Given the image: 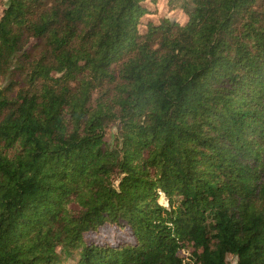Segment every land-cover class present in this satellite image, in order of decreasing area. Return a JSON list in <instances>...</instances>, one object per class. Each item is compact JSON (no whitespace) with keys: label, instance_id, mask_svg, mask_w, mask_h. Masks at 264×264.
I'll return each mask as SVG.
<instances>
[{"label":"trees","instance_id":"trees-1","mask_svg":"<svg viewBox=\"0 0 264 264\" xmlns=\"http://www.w3.org/2000/svg\"><path fill=\"white\" fill-rule=\"evenodd\" d=\"M172 1L0 0V264H264V0Z\"/></svg>","mask_w":264,"mask_h":264},{"label":"rangeland","instance_id":"rangeland-1","mask_svg":"<svg viewBox=\"0 0 264 264\" xmlns=\"http://www.w3.org/2000/svg\"><path fill=\"white\" fill-rule=\"evenodd\" d=\"M147 4L151 7V12L146 14V16L154 21H158L160 17L165 15H174V17L178 18L180 21H184L186 19V16L178 7H176L174 1L170 3L169 0H147ZM7 81L8 78H0V88H3L7 84ZM116 133V126H111L107 131L106 140L112 146L115 144ZM158 202L163 206H167V202L163 195L159 197ZM184 254L186 253L184 252ZM191 257L193 259L192 264H200L196 261L195 251L191 253ZM227 259L229 263L235 264L236 260L234 257L228 256Z\"/></svg>","mask_w":264,"mask_h":264}]
</instances>
